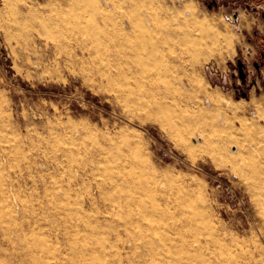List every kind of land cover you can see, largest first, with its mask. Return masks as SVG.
<instances>
[{
	"label": "rangeland",
	"instance_id": "1",
	"mask_svg": "<svg viewBox=\"0 0 264 264\" xmlns=\"http://www.w3.org/2000/svg\"><path fill=\"white\" fill-rule=\"evenodd\" d=\"M28 1L41 15L27 18L26 45L12 52L0 28V184H9L10 191L9 205L0 196V264H35L34 258L51 264H146L144 250L128 252L131 243L122 227L128 221V193L115 206L98 198L92 163L80 168L81 185H68L69 176H77L74 170L89 158L127 177L130 169L151 171L168 196L160 203L163 212L196 213L202 238L218 233L231 248L241 245L264 264L258 234L263 206L242 177L252 159L264 160V41L248 36L257 52L246 59L240 49L242 27L232 12L248 13L245 7L251 9L256 0ZM55 6L56 11L46 10ZM190 7L203 28L192 22ZM10 9L0 0L1 22ZM128 19L133 28H127ZM78 23L97 24L102 35L125 47L124 55L144 48V67L171 80L162 94L170 108L158 112L165 125L149 117L141 103L150 91L149 78L129 79L126 108L116 102L114 91L101 87L106 81L94 62L71 53L76 39L70 31ZM113 53L110 47L108 54ZM180 117L191 121L192 152L176 139L173 123ZM244 123L250 132L242 131ZM253 145L257 153L248 152ZM64 194L69 203H51L52 195ZM82 209V220L62 219ZM88 226L97 228L87 231Z\"/></svg>",
	"mask_w": 264,
	"mask_h": 264
},
{
	"label": "bare ground",
	"instance_id": "2",
	"mask_svg": "<svg viewBox=\"0 0 264 264\" xmlns=\"http://www.w3.org/2000/svg\"><path fill=\"white\" fill-rule=\"evenodd\" d=\"M72 2L74 0H71ZM114 2H118L114 0ZM126 3V2H125ZM106 5V3H104ZM6 8L11 7L5 19L0 21V28L4 34L5 41L11 51L15 53L16 48L26 45L29 39L28 25L25 24L30 16L38 17L41 12L31 6L28 0H4ZM102 8V7H101ZM57 6L46 8V10H57ZM101 18L106 22V10L102 8ZM45 10V8H44ZM189 14L193 16L196 26L203 28L204 24H200L197 20L196 13L192 7ZM103 11V12H102ZM44 14V13H43ZM183 15L185 12L182 13ZM60 22H63L62 13H58ZM78 22V21H77ZM145 23L151 24L152 21L147 15ZM122 29H126L124 23H121ZM127 28H133L134 22L128 19ZM70 32L74 34L76 41L72 52L79 60H83L87 56L96 65L97 72L101 80L106 81V85H102L104 89L114 91V99L117 103H121L128 108V86L129 79L139 80L141 78H149L150 91L147 92V98L141 103H145L148 110L146 114L154 117L156 120L165 125L166 120L158 115V112H166L170 106L164 101L163 90L170 87V81L166 78L156 75L153 69L145 68L146 57L143 56L141 50L135 49L128 55H124L126 49L115 38L109 35H102L97 24L90 27L78 23ZM174 35L176 32L173 33ZM178 39L179 34L175 35ZM33 43L37 39H32ZM231 45L232 40L226 39ZM113 47V56L108 54L109 48ZM26 49L28 47H25ZM78 54V55H77ZM107 55L109 57L103 56ZM128 59L127 65L123 64V58ZM26 62L30 60L28 54L23 56ZM176 78V77H174ZM185 85L183 82L180 85ZM190 86L194 90H201L196 83L190 82ZM139 87V85L137 86ZM131 93H135L132 88ZM219 108H222L221 106ZM159 116V117H157ZM203 117V116H202ZM143 122V121H142ZM191 121L179 118L173 123V129L178 142L189 152L193 151V147L188 141ZM249 123L242 125V131L248 133L251 131ZM249 148L248 152L257 153L258 149ZM239 153V152H238ZM254 154V153H252ZM1 160V157H0ZM144 163L148 161L143 159ZM94 164V168L90 169L92 173L99 178L96 182L98 190V198L107 201L109 206H115L121 199L123 194L128 193V221L122 227L128 235V242L131 243L130 251L144 250L146 255V264H258L257 260L244 250L241 245L231 248L223 241L221 236L217 234H208L202 238V232L197 227V215L188 209H179L178 211H164L160 207L161 202H166L168 196L161 189L162 181L151 171L138 172L134 169L128 170V177L123 172H116L114 168L103 160H95L89 158L81 167L75 169L77 174L70 175L68 178L69 186H78L82 183V175L80 168L85 171L89 168V164ZM242 173V177L249 184L253 196H257L261 201L263 208L259 210V237L262 239L261 246H264V160L258 161L252 159L249 168ZM118 173V174H117ZM9 184H0V196L6 205L10 203ZM93 190V189H92ZM96 191V190H95ZM90 203L94 204L97 200L92 196ZM94 195V194H93ZM69 195L57 198L52 195L51 203H59L66 205L69 203ZM85 212L78 214L66 212L62 219L81 220L84 218ZM87 231H95L97 227L88 226ZM80 230L77 229V232ZM213 232H217L213 229ZM67 230L62 233L63 237H67ZM59 239V236H56ZM35 264H51L48 261H41L34 258ZM56 264V263H54Z\"/></svg>",
	"mask_w": 264,
	"mask_h": 264
},
{
	"label": "crops",
	"instance_id": "3",
	"mask_svg": "<svg viewBox=\"0 0 264 264\" xmlns=\"http://www.w3.org/2000/svg\"><path fill=\"white\" fill-rule=\"evenodd\" d=\"M263 6L264 0L262 2L256 0L251 9L248 6L245 7L244 11L246 10L248 13H240L239 9L232 11L236 14L237 23H240L242 27L240 32L243 33V37L241 39L242 43L240 49L246 59H251L257 52L256 47L253 45L254 41L247 39L248 36H254V40L258 44L263 43L264 41V19L262 18L264 12ZM241 16L243 17L241 18ZM258 16H260V18Z\"/></svg>",
	"mask_w": 264,
	"mask_h": 264
},
{
	"label": "water",
	"instance_id": "4",
	"mask_svg": "<svg viewBox=\"0 0 264 264\" xmlns=\"http://www.w3.org/2000/svg\"><path fill=\"white\" fill-rule=\"evenodd\" d=\"M263 17H264V15H263ZM254 65L256 66V68L258 67V65L256 63ZM238 69H239L240 77L244 81L245 80V73L243 72V64L240 60L238 61Z\"/></svg>",
	"mask_w": 264,
	"mask_h": 264
},
{
	"label": "built area",
	"instance_id": "5",
	"mask_svg": "<svg viewBox=\"0 0 264 264\" xmlns=\"http://www.w3.org/2000/svg\"><path fill=\"white\" fill-rule=\"evenodd\" d=\"M227 20L230 21V22H233L232 17L228 18Z\"/></svg>",
	"mask_w": 264,
	"mask_h": 264
}]
</instances>
